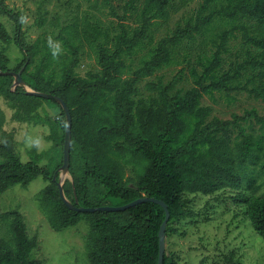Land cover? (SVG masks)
Returning <instances> with one entry per match:
<instances>
[{
    "label": "trees",
    "instance_id": "16d2710c",
    "mask_svg": "<svg viewBox=\"0 0 264 264\" xmlns=\"http://www.w3.org/2000/svg\"><path fill=\"white\" fill-rule=\"evenodd\" d=\"M174 2L125 0L123 15L114 10L121 18L115 43L89 39L96 43L101 69L82 76L76 70L82 58L79 29L88 33V24L77 19L65 25L59 35L60 50L54 56L56 44L42 36L30 42L24 27L25 13L0 0V14L14 24L12 34L0 22V39L8 46L15 43L24 54L22 64L11 69L9 47L3 46L0 70L24 67L23 79L26 82L29 75L34 90L51 92L67 102L72 115L71 179L65 181L64 192L73 206L124 205L141 197H156L168 204L171 213L167 236L179 232L177 224L196 215L190 193L229 189L234 192L233 200L246 206L254 229L264 238V115L252 108L232 120L216 116L208 120L212 107L201 103L204 95L214 97L220 91L233 98L234 90H246L264 100V0H205L196 15L185 17L135 65V55L148 46L153 27L169 21ZM239 15L260 26L262 35H252L247 23L239 25L246 30V41L261 51L221 71L229 36L237 26L221 30L216 37L213 27L234 23ZM134 18L136 26L126 22ZM197 34L212 38L217 48L211 55L199 57L202 72L191 68L194 86L185 93L174 91L180 78L176 75L168 83L162 79L148 83V89L157 91V96L137 97L140 80L174 64L181 45L196 39ZM249 66L260 71L243 82L242 70ZM13 83V75L0 74V95L14 108V119L51 123L46 108V114L40 113L47 102L60 111L64 134L58 138L54 132L59 152L48 164H42L45 152L36 149L30 151L29 160H23L12 139L5 137L0 144V196L15 185L28 186L42 175L47 184L38 199L53 229L60 231L81 219L90 223L87 246L91 264H159L164 206L144 201L125 210L83 212L68 205L58 184L66 113L58 102L31 94L23 86L14 89ZM243 120L259 124L260 130L247 129L240 123ZM232 124L240 128L234 137L230 134ZM126 164L136 167V178L128 177ZM1 218L6 224L4 230L0 226V264H43L33 256L39 239L37 234L30 235L23 212L10 209L1 213ZM164 264H180L179 255L166 250ZM227 264L241 261L230 257Z\"/></svg>",
    "mask_w": 264,
    "mask_h": 264
},
{
    "label": "rangeland",
    "instance_id": "374dc122",
    "mask_svg": "<svg viewBox=\"0 0 264 264\" xmlns=\"http://www.w3.org/2000/svg\"><path fill=\"white\" fill-rule=\"evenodd\" d=\"M204 1L175 0L169 21L153 27L152 39H147L148 46L143 52L135 55V65L139 64L141 56L149 47L167 34H171L185 17L196 15ZM6 2L25 13L24 27L27 29L30 42L42 36L53 44L60 45L59 35L65 25L72 24L77 19L88 24V33L79 29L83 38L82 58L76 70L82 76L101 69L96 43L93 44L90 40L105 41L109 45L115 43V37L121 31L119 24L121 18L118 15L124 14L125 4V0H6ZM238 17L234 23L218 24L213 27L215 32L213 37H216V33L221 30L237 26L229 36L228 50L223 53L221 71L231 69L236 62L244 61L250 55L261 51V48L246 41L244 37L246 30L239 25L241 22L247 23V31L252 35H262L260 26L241 15ZM41 19L43 21L40 23ZM0 22L4 23L13 34L14 24L7 16L0 14ZM126 22L132 26L138 24L135 18ZM90 32L95 35H90ZM3 46L8 45L0 39V48ZM8 47L7 54L10 58L8 66L15 69L22 64L24 54L15 43ZM216 48L212 38L207 39L203 34H197L194 40H186L181 45L174 64L140 80V93L137 97L150 99L151 95L157 96V91L151 92L148 89V83L159 79L168 83L176 75H180V78L174 91L181 90L185 93L194 86L191 68L197 67L202 72L199 57L211 55ZM242 71V80L246 82L248 77L258 73L260 69L249 66ZM25 78L28 87L33 89L30 76L26 75ZM231 93L233 98L227 97L225 91L215 92L214 97L209 95L202 97V105L212 107L208 120L215 116L222 120H232L236 115L242 116L246 110L252 108H257L258 112L264 115L263 99L256 98L246 90H234ZM44 108L49 111L51 123L35 124L18 121L14 119L15 112L10 102L0 95V144L5 142V137H9L23 160H29L30 151L36 149L38 152H45L42 164H48L59 152L53 137L54 132L58 138H61L64 131L59 124L60 111L57 107L45 102L40 108V113L46 114ZM251 121L243 120L240 123L247 129L260 130L259 124ZM239 132L240 128L232 124L231 136L234 137ZM136 172L133 164H126L128 177L136 178ZM70 179L71 175L67 174L66 180ZM46 184L44 177L39 175L26 187L15 185L4 192L0 196V226L5 229L6 223L1 218V213L19 208L25 215L30 235H38L39 245L33 251L35 258L41 259L43 264H91L87 246L90 223L87 219H81L77 224L60 231L53 229L48 213L38 199ZM231 193L234 192L226 189L211 194L201 192L189 194L196 215L177 224L179 232H172L166 236V250L175 251L180 257V264H227L230 257H234L235 260L240 259L241 264H264V238L254 229L251 218L246 213V206L235 202Z\"/></svg>",
    "mask_w": 264,
    "mask_h": 264
},
{
    "label": "water",
    "instance_id": "95a60500",
    "mask_svg": "<svg viewBox=\"0 0 264 264\" xmlns=\"http://www.w3.org/2000/svg\"><path fill=\"white\" fill-rule=\"evenodd\" d=\"M23 70H24V67H22L21 70H19V71L0 70V74H6V75L11 74L14 76V83H13L14 89H16L18 86H23L27 90V92H29L31 94H34V95H37L40 97H45L48 99H52V100L58 102L62 106L63 110L66 113L67 126H66V135H65V141H64V157H63V165L59 169L60 180L58 182L61 194H62L64 200L66 201V203H68V205H70L71 207H73L79 211H83V212H94V211H98V210H108V211L125 210L131 206L137 205V204L142 203L144 201H154V202L160 203L166 209V218H165L163 224L161 225V229H160V233H159V236H160L159 264H164V258H165V252H166V229H167V224H168L170 216H171L168 204L165 201L158 199L156 197L145 196V197L138 198V199H136L130 203L124 204V205H101V206H96V207H85V206L75 207V206H73L72 202L66 197L65 192H64V183L66 181L67 174H69V170H70V151H71V141H72V115H71V110H70L67 102L62 97L55 95L51 92L37 91V90L29 88L23 79V76H22Z\"/></svg>",
    "mask_w": 264,
    "mask_h": 264
},
{
    "label": "clouds",
    "instance_id": "9594fccd",
    "mask_svg": "<svg viewBox=\"0 0 264 264\" xmlns=\"http://www.w3.org/2000/svg\"><path fill=\"white\" fill-rule=\"evenodd\" d=\"M59 50H60V48H59V45L57 44L53 50V55L56 56L58 54Z\"/></svg>",
    "mask_w": 264,
    "mask_h": 264
}]
</instances>
